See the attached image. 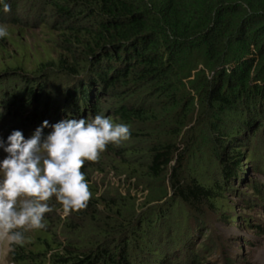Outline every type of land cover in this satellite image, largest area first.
<instances>
[{
  "label": "trees",
  "instance_id": "16d2710c",
  "mask_svg": "<svg viewBox=\"0 0 264 264\" xmlns=\"http://www.w3.org/2000/svg\"><path fill=\"white\" fill-rule=\"evenodd\" d=\"M7 1L0 0V10ZM43 2L60 20L59 43L64 54L41 63L36 73L41 76L52 70L51 74L67 81L70 87L62 97L50 98H61L57 103L62 107L56 103L55 109L60 108L49 113L51 104H43L40 96H45L42 83L36 87L13 83L8 93L3 80L1 105H23V115L28 114L27 106L43 107L40 114L31 113L21 123H33L35 130L47 120L45 135L60 119L90 120L99 114L113 124H127L130 137L119 145L108 144L98 161H85L81 171L92 193L87 207L58 215L54 230L42 228L36 253L10 250V257L19 264H36L37 260V264H132L128 252L134 244L140 251L145 247L152 256L160 255L149 244L147 230L164 219L165 204L153 207L154 217L148 209L146 214L138 213L129 191L97 195L90 170H103L108 164L116 173L151 182V186L162 181L163 192L157 194L149 187L144 205L165 199L169 181L173 192L166 199L169 208L202 201L213 205L223 197L225 183L240 168L246 144L239 140H246L250 131L264 142V0ZM18 68L15 63L3 71L20 77ZM23 76L26 82L34 78ZM103 97L109 100L106 110L101 107ZM206 135L221 181L198 176L199 138ZM185 167L186 173L182 172ZM59 228L63 241L56 238ZM257 230L264 233L260 225ZM155 261L165 264V257Z\"/></svg>",
  "mask_w": 264,
  "mask_h": 264
},
{
  "label": "rangeland",
  "instance_id": "374dc122",
  "mask_svg": "<svg viewBox=\"0 0 264 264\" xmlns=\"http://www.w3.org/2000/svg\"><path fill=\"white\" fill-rule=\"evenodd\" d=\"M7 4L10 5V11L5 12L4 6L0 10V25H6L8 30V35L0 38V80H3V87L9 93L13 83L23 87L33 85L36 87V84L42 83L46 88L43 90L44 94L42 93L45 96L40 95L42 102L51 104L49 113H55L60 106L62 107L61 102L57 103L61 98L57 101H51L50 98L53 95L62 97L64 89L69 88L70 85L67 86L65 84L67 81L55 72H52L54 77L51 79L52 70L45 71V75L43 73L41 76L36 71L40 69L41 63L53 61L64 54L59 43L62 34L59 29L60 20L48 7L44 6L43 0H8ZM14 56L17 58L16 62L13 61ZM15 63L19 65L20 77H14L16 74L12 77L3 71L6 66ZM24 74L34 78L26 82ZM7 79L10 80L5 82ZM38 91L40 90L37 89L36 92ZM100 102L104 109L106 106L109 107V100L106 97L101 98ZM56 103L60 104L57 109H55ZM26 109L28 114L23 115L21 113L24 110L23 105H16L15 102H5L4 105L0 103V138H3L5 142L13 130L22 131L26 139L30 138L35 131L33 123L24 125V122L21 123L22 119L31 113L37 116L44 108L39 107L34 110L32 106H27ZM225 124L227 132H230V124L228 122ZM231 125L234 126L235 123ZM203 135H205L204 131ZM245 137H247L246 140L244 138L239 140L246 144L242 149L240 168L236 175L225 183L223 197H220L213 205L202 201L196 205L176 203L173 208H169L166 199L173 196L170 181L166 182L168 195L165 199L144 205L147 197L149 198L150 188L154 187L159 194L160 189L163 188L162 181H157V184L151 186V182L136 178L129 179L125 173H116L108 164L103 167V170H90V180L97 190V195L103 193L114 195L118 192L124 194L129 191L136 199L138 213L142 214L148 209L147 211H152L154 217L156 211H153V207L162 204H165L163 208L167 207V214L163 215L164 219L158 220L153 228L147 230L149 244L154 249L158 248L160 255L152 256L145 247H142L143 250L140 251L138 245L134 244L136 247H130L128 252L132 264L147 260L155 264L157 263L155 260L162 257H165V264H246L249 262L264 264V233L257 230V225L264 228V142L260 136L250 134V131L247 136L245 134ZM199 144L201 160L196 164V168L199 167L198 176L203 177L206 174V177L221 181L220 167L216 164L213 148L207 135L199 138ZM236 145L233 143V146ZM6 155L7 153L0 148V160ZM187 170L185 167L182 172L186 173ZM254 186L258 188L259 193L255 191ZM48 203L53 210L45 214L44 228L54 230L59 224L57 216H64L63 208L55 197ZM178 204L179 207H176ZM40 230L24 232L23 248L19 245H11L7 240H0V264H19L17 260L10 257V250L15 253L20 250L26 253L25 255L32 253L30 250L36 253L37 236ZM56 231L57 240L63 241L65 236L61 234L60 228ZM125 236L126 234L120 238L122 240L119 243L123 242ZM33 259L30 257V261L34 262ZM38 262L37 260L35 263Z\"/></svg>",
  "mask_w": 264,
  "mask_h": 264
},
{
  "label": "clouds",
  "instance_id": "9594fccd",
  "mask_svg": "<svg viewBox=\"0 0 264 264\" xmlns=\"http://www.w3.org/2000/svg\"><path fill=\"white\" fill-rule=\"evenodd\" d=\"M4 5V11H10ZM6 25H0V38L6 37ZM49 127L47 120L30 138L13 130L0 148L7 155L0 160V240L23 245L24 232L45 227L44 216L53 209L55 197L65 216L87 207L92 193L85 174V161L96 162L108 144L119 145L130 137L127 124H113L103 116L93 119H64Z\"/></svg>",
  "mask_w": 264,
  "mask_h": 264
}]
</instances>
